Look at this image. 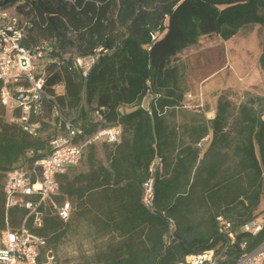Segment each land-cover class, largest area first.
Here are the masks:
<instances>
[{
  "label": "trees",
  "instance_id": "trees-1",
  "mask_svg": "<svg viewBox=\"0 0 264 264\" xmlns=\"http://www.w3.org/2000/svg\"><path fill=\"white\" fill-rule=\"evenodd\" d=\"M13 5L31 24L26 25L28 47L57 41L59 61L48 65L46 86L54 93L55 85L64 84L58 100L67 115L88 135L99 126L122 128L119 144L85 149L88 173L71 179L68 172L78 163L59 176L58 201H70L78 216L90 205L93 223L118 238L107 245L103 264H178L208 250L223 259L221 264H234L264 242L263 210L257 213L264 201V97L242 101L232 125L233 105L225 95L210 121L204 115L180 126L171 120L188 93L180 53L201 37L229 40L248 26L264 29V0H0L1 8ZM92 55L95 63L84 76L74 58ZM260 64L264 68V52ZM101 107L105 110L94 115ZM0 110L1 231L7 222L6 173L49 155L50 142L62 131L50 104L38 137L11 122L1 102ZM208 136L207 145L199 146ZM99 148L107 151V165ZM158 156L164 169L155 174L150 211L142 202V186ZM202 210L206 215L199 218ZM25 215L13 209L9 223L16 228ZM218 216L232 222L234 242L219 232ZM251 223L263 229L256 235L241 232ZM69 225L50 210L42 228L29 225L47 239L41 263L54 257L48 249L64 238Z\"/></svg>",
  "mask_w": 264,
  "mask_h": 264
},
{
  "label": "built area",
  "instance_id": "built-area-1",
  "mask_svg": "<svg viewBox=\"0 0 264 264\" xmlns=\"http://www.w3.org/2000/svg\"><path fill=\"white\" fill-rule=\"evenodd\" d=\"M24 2L25 0H21ZM17 6L0 7V81L2 88L0 102L9 113L10 121L22 127L32 137H38L43 129L46 106L51 105V114L62 134L50 142L51 152L44 158L27 161L15 166L6 173L4 183L5 208L7 211L6 227L0 231V264H59L50 257L40 262V254L47 244L46 237L32 232L29 228L40 229L44 226L47 211L58 216L64 222L71 219L73 205L70 201L59 202V176L77 165L85 149L95 143L109 142L119 144L122 128L114 126L102 128L88 135L83 127L69 117L58 100L63 95L58 85L50 93L46 81L49 75L48 65L59 61L55 39L42 40L34 46L26 45V25H31L21 18ZM94 55L75 57L74 63L84 76H87L95 63ZM105 108H96L93 113L100 115ZM209 136L199 146H205ZM31 153L28 154V158ZM162 157H156L150 166L151 176L143 183L142 202L152 211L155 200V174L162 173ZM13 209L26 211L25 217L16 228L9 223V212ZM219 232L229 241L234 242L236 232L230 220L217 217ZM263 226L251 223L241 232L259 233ZM247 242L241 244L245 250ZM223 261L214 250L189 255L178 264H221ZM234 264H264V242L252 251L243 252Z\"/></svg>",
  "mask_w": 264,
  "mask_h": 264
},
{
  "label": "rangeland",
  "instance_id": "rangeland-1",
  "mask_svg": "<svg viewBox=\"0 0 264 264\" xmlns=\"http://www.w3.org/2000/svg\"><path fill=\"white\" fill-rule=\"evenodd\" d=\"M21 18L25 21L23 16ZM239 36L241 37L240 42L247 41L248 46H244L247 50L242 49L243 45L240 42L237 46L234 45V40L232 39L229 41L233 42H230L229 46H227L224 45V42L218 36L201 37L197 44L184 49L179 57L187 66V84L188 75L202 82L211 74L223 67L226 69V67L232 64V67L236 68L235 72L237 76L246 78L243 90H251L253 92H239L232 89L220 90L210 98L205 99L199 108L201 111L195 113L194 111L198 109L197 105L200 103L191 94L192 88L188 84V93L186 94L185 101L181 108L177 110V115L171 119L178 126L186 121H190L193 117L204 115L205 112H208V115H212V111L217 110L218 99L221 95H225L232 102V117L230 119V125H232L238 113L240 103L247 101L250 95H257L254 93L258 90L255 86L262 88L263 91L259 92L264 93V72H261L256 66L252 68V57L256 50L255 43L258 42L263 45L264 29L260 25L248 26L239 32ZM244 58L247 59V62H244ZM58 91L60 93L61 88H58ZM98 156L104 165L108 164V154L105 148L98 149ZM88 171L89 167L85 155L79 164L68 173L72 179L76 175L88 173ZM90 208V205L84 206L81 210L82 215L78 216L79 212L75 207L69 220L70 225L67 227L66 235L58 244H52L48 249L47 253L54 255L53 258L59 264H103L102 258L104 253L108 251L107 245L109 243H116L118 238L114 234L103 232L100 226L93 223L94 216L92 208ZM262 210L260 218L264 217V201L257 210V213ZM76 212L78 213L76 214ZM205 215L206 211L202 210L198 217L201 218ZM261 222H264V218H261L259 223Z\"/></svg>",
  "mask_w": 264,
  "mask_h": 264
},
{
  "label": "crops",
  "instance_id": "crops-1",
  "mask_svg": "<svg viewBox=\"0 0 264 264\" xmlns=\"http://www.w3.org/2000/svg\"><path fill=\"white\" fill-rule=\"evenodd\" d=\"M231 39L234 40V42L229 41L230 39L229 40H223L222 39V41L224 42V45H227V46H229L230 42H233V44L237 46L238 43L241 41L240 40L241 37L239 36V33ZM244 42H240L243 45L242 49L247 50V48L244 47V46H248L247 41L245 43ZM224 45H223V47H224ZM255 46H256V50L254 51V54L252 57V59H253L252 60L253 61L252 62V68L256 66L257 69L259 68V70H261V72H264V68H262V66L260 64V57L264 52V40H263V45H261L260 43L257 42V43H255ZM223 52L225 53L224 49H223ZM244 62H247L246 58H244ZM235 71H236V68H233L232 64H230L228 67H226V69H225V67L221 68L219 71H217V72L211 74L210 76H208L207 78H205V80H203L202 82H201V80L198 81L195 78H193V77L191 78V76L188 75V84L192 88L191 94L194 96V98L197 100V102L200 103L199 105H197L198 109H196L194 111L195 113H199L201 111L199 108L202 106V102H204L205 99L210 98L212 95H214V93H216L220 90L232 89V90H236L239 92H244V91L250 92L251 91V90H243V86H244V83L246 81V78L238 77ZM255 87H257L258 90L255 91L254 93H256L259 96L264 97V93L259 92V91H263L262 88H259V86H255ZM58 88H61V92H60L61 94L65 93L64 84H59ZM251 92H253V91H251ZM212 112H213L212 115L211 114L208 115L207 114L208 112L204 113V116H206L207 120H209V121L215 118L216 111H212Z\"/></svg>",
  "mask_w": 264,
  "mask_h": 264
},
{
  "label": "bare ground",
  "instance_id": "bare-ground-1",
  "mask_svg": "<svg viewBox=\"0 0 264 264\" xmlns=\"http://www.w3.org/2000/svg\"><path fill=\"white\" fill-rule=\"evenodd\" d=\"M213 117V116H212Z\"/></svg>",
  "mask_w": 264,
  "mask_h": 264
}]
</instances>
